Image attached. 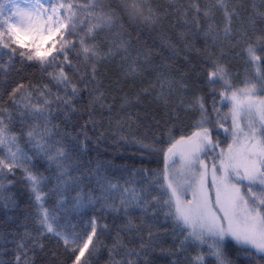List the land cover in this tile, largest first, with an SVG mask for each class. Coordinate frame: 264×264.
<instances>
[{"label": "trees", "instance_id": "trees-1", "mask_svg": "<svg viewBox=\"0 0 264 264\" xmlns=\"http://www.w3.org/2000/svg\"><path fill=\"white\" fill-rule=\"evenodd\" d=\"M66 2L75 5L73 10L86 20L84 31L69 37L77 47L68 53L67 61L60 56L56 61L60 67H42L37 62L22 61L18 55L10 61L8 50L0 54V116L4 117L8 136L16 137V145L27 157L14 172L9 173L7 168L0 172V264H145V257L147 264H217L207 245L195 247L184 239L188 230L182 232L175 227L174 220L165 216L166 209L156 207L153 212L149 208L145 213L132 207L125 213L119 193L109 195L101 184L111 182L121 190L134 187L137 191L148 185L149 201L161 195L160 185H165L164 152L196 131L199 111L188 106L197 97L203 98L209 112L215 99L220 113L219 117L213 114L209 125L213 142H219L217 162L222 149L227 152L229 144L239 145V140L234 143L231 131L232 101L221 98L222 82L210 83L208 73L214 60L225 65L233 86L228 90L229 97L246 81L264 77V42L257 40L264 36V0H223L227 11L233 13L232 35L230 40L215 42L205 33L210 23L217 31L224 26L225 8L218 6V0H143L145 16L149 9L154 13L150 20L129 19L121 0H101L106 11L115 13V27L109 30L105 26L94 33V39L88 38L89 44L98 46L102 53L91 59L80 52L79 38L85 34L87 22H94L89 13L96 0ZM77 23L79 27L80 21ZM119 38L127 43V53L103 55L112 40ZM249 44L256 49L255 61L246 52ZM133 60L143 69L136 75L128 74ZM61 70L69 78L67 87L53 79ZM162 79L170 81L163 89L166 99L157 98ZM72 85L78 90L75 96ZM13 89L14 96L10 95ZM41 92L47 95L42 97ZM100 93L103 101L91 103ZM258 95L264 97V92ZM70 97L75 111L63 104V99ZM45 99L51 101L50 143L63 138L70 148V159L64 163L75 179L67 184L60 178L61 169L49 162L27 136L30 125L39 124L42 132V122L29 119L22 123L20 119L19 113L28 110L23 105L43 104ZM225 128L230 131L225 132ZM16 145L6 142L0 146V159L10 161L9 147L15 151ZM206 162L210 172L212 162ZM25 169L38 177V184L28 181ZM156 178L159 185L151 183ZM242 191L247 193L246 187ZM45 212L53 232L41 224ZM93 220L97 230L93 244L77 262L79 248L92 234ZM128 220L138 226L139 235L135 228L125 230ZM149 230L153 233L151 246L141 250V237L149 242ZM231 239L227 237L222 248L226 264H264L259 254L249 256ZM132 249L140 255L129 254Z\"/></svg>", "mask_w": 264, "mask_h": 264}, {"label": "snow or ice", "instance_id": "snow-or-ice-1", "mask_svg": "<svg viewBox=\"0 0 264 264\" xmlns=\"http://www.w3.org/2000/svg\"><path fill=\"white\" fill-rule=\"evenodd\" d=\"M218 6L225 8L224 26L217 31L215 25L210 23L205 33L206 36L211 35L214 42L217 39L230 40L232 35L233 13L227 11L223 0H218ZM75 7V5L67 3L66 0H6V3L0 0V54H3L4 50H8L10 61L18 55L22 61L26 59L29 62H37L42 67L51 65L60 67V65H56L60 56L63 55L64 60L67 61L68 53L77 47L76 42L70 41L69 37L84 31L86 18H82L74 11ZM121 7L129 19L150 20L154 15L149 9V14L145 16L143 0H121ZM91 8L92 11L89 15L94 17V22H87V30L79 38L80 52L86 59L102 55L98 46L89 44L88 38L94 39V33L103 30L105 26L109 30L115 27V13L106 11L101 0H96ZM196 11L198 15L200 9L197 7ZM204 14L208 16L209 12L205 11ZM78 21H80L79 27ZM257 40L264 42V36L257 37ZM127 51V43L119 38L112 40L109 51L103 55L113 56L119 55L121 52L127 53ZM246 52L253 61L258 59L256 49L252 44H249ZM124 59L127 60V56ZM138 59L139 57H137ZM145 59L147 60V58ZM137 60H133L129 65L128 74L136 75L143 70ZM212 63L213 68L208 73L209 82L213 84L222 82L221 98L232 101L230 111L233 120L231 129L233 141L237 142L242 134L244 140L242 150H234L233 144H229L227 152L221 150L219 167H217L215 149L219 147V142H213L209 125L213 114L219 117L220 113L216 108L215 99L212 112H209L203 98L197 97L194 103L188 106L193 111H199V119L194 124L196 131L190 137H181V141L185 139L189 141V147L184 155L183 172L180 178L168 173L169 153H172L175 147V144H172L164 152L165 185H160L161 195L152 196L149 201L146 198L148 185L139 191L134 187H124L121 190L119 185L109 182L107 186L101 184V189L109 195L118 192L120 205L123 206L125 213H128L132 207L140 208L145 213L149 208H152L153 212L156 211V207L166 209L165 216L174 220L175 227L180 228L182 232L188 230L184 239L199 245L207 244L212 254L215 255L217 264H226L222 248L229 236L237 246H242L243 251L247 252L249 256L259 254V259L264 260V97L258 95V93L264 92V77L255 82L246 81L243 88L233 90L229 97L228 90L233 86L229 81L227 69L219 59ZM95 72L96 68L93 65V78H95ZM53 79L63 83L65 87L70 83L69 78L62 70L58 76H53ZM166 83H170V81L161 80V93L157 97L158 99H166L163 92ZM77 91L76 86L72 85L73 96L77 94ZM15 92L16 89H13V93L10 95L14 96ZM40 95L43 97L47 93L41 92ZM61 99V97H57V100ZM102 101L103 94L100 93L94 97L91 103ZM63 104L66 109L71 108L72 98L63 99ZM50 106L51 101L48 99H45L43 104L23 105L22 107L28 110L20 112L19 115L22 123L29 119L42 122V132L38 130L39 124L37 126L30 125L27 136L30 141H35L34 147L43 153L49 162L55 163L57 168L61 169L60 178L63 183L67 184L75 179L69 175V166L64 163L70 159V148L63 142V138L54 143H50L48 139L53 130L49 127ZM71 110L75 111L74 108ZM65 115H68L67 111ZM89 119L91 120V116ZM216 122L223 126V121L220 119H217ZM245 123L246 127H241ZM228 131L230 129L225 128V132ZM7 133L8 128L4 117L0 116V146L6 142L9 145H16V137H9ZM144 147L151 146L144 145ZM9 152L11 154L10 161L0 159V172L7 168L8 172L12 173L27 159L18 145H16L15 151L9 147ZM202 155L206 159H201ZM206 161L212 162L211 184L208 183L209 167ZM25 171L28 172V181L34 186L39 183L36 175H33L29 169H25ZM64 177L67 179H63ZM257 182L261 185L259 196L253 187ZM151 183L159 185V179L156 178ZM244 187H247V193L242 191ZM0 189H3L2 184H0ZM189 189L192 190V199H182ZM210 189H215L216 192L214 204L211 200ZM36 199L39 200L40 197L37 196ZM77 199H79V194ZM118 210L119 208H117ZM41 224L47 227L48 232H53L52 226L48 223L47 212H45ZM92 225V234L88 235L83 246L79 248L80 255L76 256L77 262H81L85 250L89 249L90 244H93V235L97 231L95 220ZM134 228L139 235L138 226L128 220L125 230L132 231ZM148 235L149 242L147 243L141 237L139 246L141 250L146 251L151 246L153 233L149 230ZM120 242L118 234L117 244ZM181 246H183V241ZM93 250H95L94 246ZM132 252H136V250H130L129 254ZM136 255L139 256L140 253L136 252ZM196 260L199 261L200 258L197 257ZM129 264H133V262L129 261ZM145 264H147L146 257Z\"/></svg>", "mask_w": 264, "mask_h": 264}, {"label": "rangeland", "instance_id": "rangeland-1", "mask_svg": "<svg viewBox=\"0 0 264 264\" xmlns=\"http://www.w3.org/2000/svg\"><path fill=\"white\" fill-rule=\"evenodd\" d=\"M3 2L6 3V0H3ZM45 46L47 47L49 45H45ZM241 127H246V123L242 124ZM243 144H244V140H243V136L241 134V137L239 139V145H234L233 149L234 150H242ZM188 147H189V141H187V139H185V140L181 141L180 143L176 144L175 147L173 148L172 153H169V160H168V173H169V175L174 176L176 178L181 177L182 172H183V165H184V155H185ZM203 157L204 156L202 155L200 158L203 159ZM174 162H178L177 165H175ZM217 166L219 167V161L217 162ZM197 178H198V174H197ZM208 183L211 184V171L209 172ZM245 184H247V181H245ZM253 187H254V191L256 192L257 196H259L260 190H261V185L257 182ZM246 190L248 192L247 187H246ZM210 195H211V200H212V198L216 199L215 189H212ZM182 199L191 200L192 199V190L189 189L186 192V194L184 195V197H182ZM214 203H215V200H214L213 204ZM225 227H227V224H225ZM189 243H191V245L195 246V247H199V246L202 247V246L207 245V244L199 245L197 243H194L191 240H189Z\"/></svg>", "mask_w": 264, "mask_h": 264}]
</instances>
